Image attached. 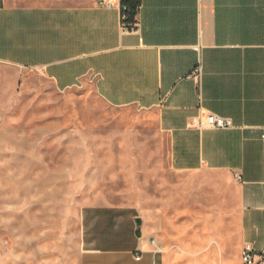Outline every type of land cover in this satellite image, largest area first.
Returning <instances> with one entry per match:
<instances>
[{"label": "crops", "instance_id": "0c3cea01", "mask_svg": "<svg viewBox=\"0 0 264 264\" xmlns=\"http://www.w3.org/2000/svg\"><path fill=\"white\" fill-rule=\"evenodd\" d=\"M100 1L0 0V85L14 79L1 70H37L59 92L92 85L106 104L152 115L176 188L187 183L172 197L218 206L226 218L234 205L230 263L243 264L244 244L264 249V0H141L127 33L119 1ZM196 67L200 77L187 78ZM200 112L234 127H190ZM13 114L14 94H0V119L13 126ZM80 226L78 264H166L162 236L135 206L88 204ZM218 263L228 264L222 253Z\"/></svg>", "mask_w": 264, "mask_h": 264}, {"label": "rangeland", "instance_id": "374dc122", "mask_svg": "<svg viewBox=\"0 0 264 264\" xmlns=\"http://www.w3.org/2000/svg\"><path fill=\"white\" fill-rule=\"evenodd\" d=\"M5 71L14 79L0 94H14V123L0 119V264H78L80 211L98 203L135 206L162 236L166 264H219L220 253L231 264L234 205L226 218L172 197L187 183L176 188L152 115L106 104L92 85L59 92L37 70Z\"/></svg>", "mask_w": 264, "mask_h": 264}, {"label": "built area", "instance_id": "2783aa9c", "mask_svg": "<svg viewBox=\"0 0 264 264\" xmlns=\"http://www.w3.org/2000/svg\"><path fill=\"white\" fill-rule=\"evenodd\" d=\"M119 1V8L121 10V23H122V31L124 33L127 32H136L137 26L132 28H128L123 23V19L125 15L123 14V10L126 7L122 4L125 0H118ZM99 4L104 7H110V2H106L104 0L100 1ZM201 75V68L196 67L188 76L187 78H196L200 77ZM190 127L203 130V129H230L234 127V123L231 118L223 117L218 114L212 112H200L197 116L192 119L190 123ZM262 140H264V129L261 134ZM152 243L155 244V240H152ZM156 251H160V248H156ZM139 258V257H137ZM241 260L243 264H258L260 262H264V249L261 251H257L252 244L246 243L243 245L241 250Z\"/></svg>", "mask_w": 264, "mask_h": 264}, {"label": "trees", "instance_id": "16d2710c", "mask_svg": "<svg viewBox=\"0 0 264 264\" xmlns=\"http://www.w3.org/2000/svg\"><path fill=\"white\" fill-rule=\"evenodd\" d=\"M122 4L126 7L123 10V14L125 18L123 19V23L126 27L132 28L137 25V13L141 6V0H125Z\"/></svg>", "mask_w": 264, "mask_h": 264}]
</instances>
